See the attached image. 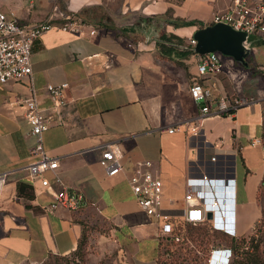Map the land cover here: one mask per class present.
<instances>
[{
    "label": "crops",
    "instance_id": "obj_1",
    "mask_svg": "<svg viewBox=\"0 0 264 264\" xmlns=\"http://www.w3.org/2000/svg\"><path fill=\"white\" fill-rule=\"evenodd\" d=\"M231 1L0 0V10L22 24L50 17L59 24L60 14H69L96 30L92 36L89 30L74 35L57 28L43 33L32 48L31 76L0 83V174L6 175L0 187V264L68 255L77 248L83 225L99 223L105 227L97 235L100 246L119 250L126 264H155L157 224L138 208L128 182L143 161L152 163L163 183V207L180 216L186 189L196 186L193 180L208 158L226 156L234 178L236 231L245 236L251 230L261 217L262 153L250 145L261 132L260 109L200 120L189 87L209 86L214 99L226 92L217 76L198 75L197 55L175 56L198 24L209 26ZM171 36L177 39L165 45L172 52L160 53L161 37ZM60 83L69 87L65 104L55 108L45 87ZM31 86L42 115L53 117L43 134L44 150L58 160L56 173L64 186L85 199L77 212H43L61 187L51 172L45 174L49 188L27 178L34 139L24 115ZM107 146L121 155L122 170L113 177L98 164ZM19 183L25 185L21 193ZM245 210L254 215L247 225Z\"/></svg>",
    "mask_w": 264,
    "mask_h": 264
},
{
    "label": "built area",
    "instance_id": "obj_2",
    "mask_svg": "<svg viewBox=\"0 0 264 264\" xmlns=\"http://www.w3.org/2000/svg\"><path fill=\"white\" fill-rule=\"evenodd\" d=\"M61 22L56 24L49 19L35 23L22 24L13 15H8L0 10V83L8 81H21L32 74L31 56L34 43L41 35L52 29H59L74 35H83L89 30L90 36L96 30L85 21L69 15L60 14ZM222 24L235 32L246 35V47L252 52L256 51L254 45L264 47V0H232L223 12L215 13L210 25ZM196 40L192 37L184 46L185 50H193ZM197 73L201 77H216L225 69L233 81V93L220 94L214 99L212 89L201 83L194 82L189 87V94L199 107V119L209 116H232L241 108L258 106L261 115V132L250 140L252 147H259L262 153V173L258 185L257 200L262 213L264 209V92L256 96H246L241 91V84L245 75L233 72L234 60L223 56L219 52L197 55ZM68 83L48 84L45 87L55 108L65 104V91ZM31 98L25 105V119L30 125V135L34 144L29 152L26 166L28 180L34 185L38 182L41 187L49 188L50 182L45 177L47 172L55 176V182L61 189L52 193L49 204L42 206V211L52 213L58 208L71 212L79 211L85 204V199L80 192L69 191L56 173L58 160L49 156L43 147V134L52 124L53 117L42 115L38 108L37 91L30 87ZM214 107L212 108V103ZM121 155L116 147L107 146L101 153L98 164L108 177L119 174L122 170ZM152 163L143 161L134 169L129 179L130 188L135 196L138 208L157 224L158 239L172 237L175 230L182 228V224H199L208 222L215 231H221L230 237H239L235 227L234 217V178L232 168L226 156L220 157L215 153L208 158V163L203 171L194 178V186L189 185L184 195L185 208L182 215L178 216L171 210L163 207V183L151 171ZM6 175L0 174V187L5 182ZM225 196V197H224ZM212 213L210 220L206 219L207 212ZM261 219V217H260ZM257 220L251 227L252 236H258ZM220 224V226H219ZM231 228H227V227ZM184 230H181L183 234ZM173 237L175 243L182 240V236ZM218 250H211L208 264H212L214 256H219Z\"/></svg>",
    "mask_w": 264,
    "mask_h": 264
},
{
    "label": "rangeland",
    "instance_id": "obj_3",
    "mask_svg": "<svg viewBox=\"0 0 264 264\" xmlns=\"http://www.w3.org/2000/svg\"><path fill=\"white\" fill-rule=\"evenodd\" d=\"M254 47H256L255 52H252L250 49L248 53H245L244 60L247 63L246 67L234 61L231 68L232 73L239 71L245 75L240 88L246 96H256L258 92H264V47L258 45H254ZM217 78L222 83L224 92L232 95L233 81L227 74V70L225 69L223 73L217 75ZM257 201L259 206L260 200ZM253 216V212L245 210L244 222L246 225ZM184 225L183 223V230ZM227 228L231 227L228 226ZM197 229L201 232L199 239H196L197 246L193 243L190 244L188 252L193 250V253L187 257V261L184 264H208L210 253L213 249L218 250V254L220 255L213 257L212 264H264L263 226H260V232L257 237L254 238L250 230L246 232L245 236H239L237 239H231L230 236L221 231H218V233L210 232L206 227H198ZM86 231L88 237L84 259L80 260L78 257H75L68 264H126L119 250L111 249L107 245L100 246L97 235L105 232V227L101 223L97 224L96 228L87 225ZM71 257L69 256L70 259ZM193 257H197L196 260H192ZM257 257L260 259L256 260ZM45 259L36 262L27 261L24 264H43Z\"/></svg>",
    "mask_w": 264,
    "mask_h": 264
},
{
    "label": "trees",
    "instance_id": "obj_4",
    "mask_svg": "<svg viewBox=\"0 0 264 264\" xmlns=\"http://www.w3.org/2000/svg\"><path fill=\"white\" fill-rule=\"evenodd\" d=\"M182 25L185 26H191L194 25V22H181ZM203 24H198V29L204 28ZM162 39L159 41L157 44L160 53L165 54L167 52H172V48L167 47L165 44L166 42H170L171 38H175L174 36H171L170 38L168 37H161ZM180 42V41H178ZM177 50V49H176ZM190 55H196L193 50H179L175 52L176 57H182L185 58ZM25 187L24 184L19 183L18 184V191L19 193L22 192V189ZM264 209L261 213V219L260 223L258 224V232H260V226L264 227ZM198 227L200 228H207L209 229L210 232H217L213 230L209 225H207L206 222L199 223L196 225L193 224H185L184 225V232L181 234L182 228H178L177 230L174 231L172 237H167L164 239H158V256L155 261V264H184L187 261V257L191 256V253H193V250H190L188 252V249L190 248V244H196L197 246V240L199 239L201 232L197 229ZM206 230V231H207ZM203 233V232H202ZM182 236V240L179 241L178 243H175L173 240V237L176 235ZM87 231H86V226L83 225V231L81 234V237L79 239L77 248L75 251L68 255H54V254H48L45 261L43 264H68L70 260H73L75 257H78L80 260H83L85 255H86V246H87ZM231 239L234 237H230ZM236 237L235 239H237ZM197 239V240H196ZM234 239V240H235ZM235 242V241H234ZM257 250V249H256ZM231 251V250H230ZM69 256H72L71 259ZM197 258V257H196ZM196 258H192V260H196ZM260 259L259 257L256 258V260ZM262 262V261H261ZM259 264V263H258Z\"/></svg>",
    "mask_w": 264,
    "mask_h": 264
},
{
    "label": "water",
    "instance_id": "obj_5",
    "mask_svg": "<svg viewBox=\"0 0 264 264\" xmlns=\"http://www.w3.org/2000/svg\"><path fill=\"white\" fill-rule=\"evenodd\" d=\"M193 38L196 40L194 53L204 55L212 52H219L223 56L232 58L236 63L247 66L245 53L250 49L246 47V35L235 32L228 26L222 24L209 25L198 29ZM212 213H206V219L210 220Z\"/></svg>",
    "mask_w": 264,
    "mask_h": 264
},
{
    "label": "bare ground",
    "instance_id": "obj_6",
    "mask_svg": "<svg viewBox=\"0 0 264 264\" xmlns=\"http://www.w3.org/2000/svg\"><path fill=\"white\" fill-rule=\"evenodd\" d=\"M219 226H220V224H219Z\"/></svg>",
    "mask_w": 264,
    "mask_h": 264
}]
</instances>
